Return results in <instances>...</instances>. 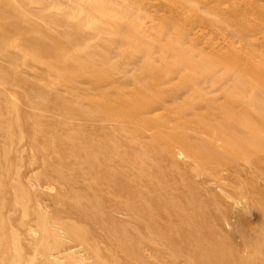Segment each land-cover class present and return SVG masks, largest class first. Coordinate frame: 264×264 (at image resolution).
<instances>
[{
    "label": "rangeland",
    "instance_id": "374dc122",
    "mask_svg": "<svg viewBox=\"0 0 264 264\" xmlns=\"http://www.w3.org/2000/svg\"><path fill=\"white\" fill-rule=\"evenodd\" d=\"M182 1L0 0V264H264V0Z\"/></svg>",
    "mask_w": 264,
    "mask_h": 264
},
{
    "label": "bare ground",
    "instance_id": "6f19581e",
    "mask_svg": "<svg viewBox=\"0 0 264 264\" xmlns=\"http://www.w3.org/2000/svg\"><path fill=\"white\" fill-rule=\"evenodd\" d=\"M169 3V2H168ZM179 3H180V5H179V11H185V9H184V7L185 6H182V4H183V1L182 0H179ZM152 4H154V2L152 3ZM221 7V6H220ZM18 8V7H17ZM223 8V7H222ZM225 9H226V7H225ZM56 12V11H55ZM186 13V12H185ZM185 13H184V15H185ZM192 14V13H191ZM185 17V16H184ZM188 18V17H187ZM183 31V30H182ZM186 31V30H185ZM180 32V31H179ZM188 32V31H187ZM203 32V31H202ZM192 33V32H191ZM194 33V32H193ZM187 34H189V35H191L190 33H187ZM185 37H187V35L185 36ZM189 37H191V36H189ZM205 37H207V36H205ZM188 38V37H187ZM192 38V37H191ZM197 38V37H196ZM205 39H207V38H205ZM216 40V39H215ZM203 42H205V41H203ZM206 42H207V40H206ZM217 42V41H216ZM218 43V42H217ZM210 44H212L213 45V43H210ZM214 44H216V43H214ZM212 45H210V46H212ZM213 47V46H212ZM211 47V48H212ZM219 47V46H218ZM207 48V47H206ZM208 48H209V46H208ZM204 49V48H203ZM225 49V48H224ZM210 50H212V49H210ZM214 50V49H213ZM201 57L204 59V60H207L208 61V59H210L211 58V55L210 54H203V53H201ZM250 61V60H249ZM260 61V60H259ZM244 63V62H243ZM245 66L247 65V64H244ZM262 66H264V65H262ZM80 68H87V66H86V64L85 65H80ZM95 68V67H94ZM241 68H243L242 66H241ZM261 69V68H260ZM94 70V69H93ZM264 70V69H263ZM97 71V70H96ZM242 72V71H241ZM261 74V73H260ZM2 97V96H1ZM5 105H6V103H5ZM2 120V119H1ZM19 126V125H18ZM9 127V126H8ZM20 128V127H19ZM6 133V132H5ZM75 150V149H74ZM6 151V150H5ZM6 161V160H5ZM92 161V160H91ZM120 161V160H119ZM87 162V161H86ZM90 164V163H89ZM92 165V164H91ZM89 167H91V166H89ZM140 170V169H139ZM90 171V170H89ZM33 175V174H32ZM132 180H130V182H131ZM134 181V180H133ZM127 182V181H126ZM132 183V182H131ZM128 186V185H127ZM130 189V188H129ZM51 190V189H50ZM52 191V190H51ZM159 194V193H158ZM139 196V195H138ZM2 197V196H1ZM160 197V196H159ZM127 198V197H126ZM157 199V198H156ZM158 200V199H157ZM163 200V199H162ZM165 200V199H164ZM126 201V200H125ZM138 201V200H137ZM37 202V201H36ZM164 203V202H163ZM86 204H87V202H86ZM97 205V204H96ZM146 205V204H145ZM172 205V204H171ZM195 205V204H194ZM17 206V205H16ZM87 206H88V204H87ZM147 206V205H146ZM170 207V206H169ZM172 207V206H171ZM36 208V207H35ZM147 208V207H146ZM150 208V207H149ZM148 208V209H149ZM176 208H177V206H176ZM164 209V208H163ZM172 209H173V207H172ZM162 210V209H161ZM178 210V209H177ZM41 211V210H40ZM132 211V210H131ZM150 211H151V209H150ZM173 211V210H172ZM24 212V211H23ZM25 213V212H24ZM41 213V212H40ZM81 214V213H80ZM151 214H152V212H151ZM164 214H165V211H164ZM201 214V213H200ZM38 215H40L39 213H38ZM150 215V214H149ZM166 215V214H165ZM202 215V214H201ZM23 216V215H22ZM40 216H42V215H40ZM152 216H153V214H152ZM193 216V215H192ZM175 217H177L176 215H175ZM26 218V217H25ZM25 218H22L21 217V219L22 220H24ZM97 218V217H96ZM123 218H125V217H123ZM169 218V217H168ZM262 218V217H261ZM39 219H41V217L39 218ZM167 219V218H166ZM188 219V218H187ZM44 220V219H43ZM43 220H41L42 222H43ZM177 220V219H176ZM175 220V221H176ZM39 222V221H38ZM45 222V221H44ZM65 222V221H64ZM8 223V222H7ZM26 223V222H25ZM167 223V222H166ZM181 223H182V221H181ZM203 223V222H202ZM31 224V223H30ZM40 224V223H39ZM43 224V223H42ZM41 224V225H42ZM56 224V223H55ZM63 224V223H62ZM182 224H184V223H182ZM20 225V224H19ZM45 225V224H44ZM146 225H148V224H146ZM186 225V224H185ZM40 226V225H39ZM124 226V225H123ZM23 227H24V225H23ZM41 227V226H40ZM58 227V226H57ZM57 227H56V229H57ZM25 228V227H24ZM38 228V227H37ZM42 228V227H41ZM45 228V226L43 227V229ZM65 228V227H64ZM0 229H1V227H0ZM3 229V228H2ZM69 229H70V227H69ZM28 230H29V226H28ZM28 230H27V232H28ZM40 230V229H39ZM63 230H65L66 231V229H63ZM148 230V229H147ZM207 230V229H206ZM30 231H33V230H30ZM28 232V234L29 233H32V232ZM42 232H44L43 230H41ZM40 233V232H39ZM45 233V232H44ZM53 233V232H52ZM51 233V234H52ZM55 233H58V232H55ZM186 233V232H185ZM198 233V232H197ZM60 234V233H59ZM125 234V233H124ZM241 234V233H240ZM32 235V234H31ZM62 235H63V233H62ZM28 236V235H27ZM33 236H35V235H33ZM33 236H32V238H33ZM41 236H43V235H41ZM40 236V237H41ZM61 236V235H60ZM123 236V235H122ZM39 237V238H40ZM44 237V236H43ZM69 237V236H68ZM207 237V236H206ZM142 238V237H141ZM1 240H2V238H0ZM13 239V238H12ZM56 239V238H55ZM69 239H70V237H69ZM123 239V238H122ZM51 240H53L52 238H51ZM62 240V239H61ZM141 240V239H140ZM203 240V239H202ZM242 240V239H241ZM24 241V240H23ZM35 241H37V240H35ZM66 241V240H65ZM165 241V240H164ZM163 241V242H164ZM50 242V241H49ZM158 242V241H157ZM25 243V242H24ZM27 243V242H26ZM55 243V242H54ZM54 243H52V244H54ZM149 243V242H148ZM160 243V242H159ZM158 243V244H159ZM165 243H166V241H165ZM30 244V243H29ZM34 244V246H35V242L33 243ZM45 244V243H44ZM155 244V243H154ZM161 244V243H160ZM37 245H39V244H37ZM42 245V244H41ZM47 245V244H46ZM147 245H149V244H147ZM151 245V244H150ZM181 245V244H180ZM49 246V245H48ZM13 247V246H12ZM11 247V248H12ZM53 247V246H52ZM151 247V246H150ZM14 248V247H13ZM31 248H33V247H31ZM116 248V247H115ZM211 248H213V247H211ZM50 249V248H49ZM33 250V249H32ZM38 250H39V248H38ZM74 250V249H73ZM72 250V251H73ZM128 250H130V249H128ZM14 252H15V250H13ZM12 251V252H13ZM37 251V250H36ZM35 251V252H36ZM47 251H48V249H47ZM47 251H46V253H47ZM105 251V250H104ZM201 251V250H200ZM52 252V251H51ZM68 252H70V251H68ZM74 252V251H73ZM124 252V251H123ZM122 252V253H123ZM168 252V251H167ZM46 253H45V255H46ZM115 253V252H114ZM34 254V253H33ZM70 254V253H69ZM71 254H72V252H71ZM13 255V254H12ZM3 256V255H2ZM16 256V255H15ZM59 256H60V254H59ZM64 256H65V254H64ZM28 257V256H27ZM49 257V256H48ZM113 257V256H112ZM173 257V256H172ZM30 258V257H29ZM53 258V257H52ZM151 258H153V257H151ZM1 259V258H0ZM33 259V258H32ZM47 259V258H46ZM169 259H171V258H169ZM11 260V259H10ZM13 260V259H12ZM32 261H34V260H32ZM101 261V260H100ZM1 262V261H0ZM13 262V261H12ZM11 262V263H12ZM31 262V261H30ZM29 262V263H30ZM46 262H49V261H46ZM60 262H62V261H60ZM87 262H89L88 260H87ZM56 263V262H55ZM57 263H59V261L57 262ZM90 263V262H89ZM100 263H102V262H100ZM164 263V262H163ZM193 263V262H192ZM28 264V263H27ZM32 264V263H31ZM47 264H49V263H47Z\"/></svg>",
    "mask_w": 264,
    "mask_h": 264
}]
</instances>
